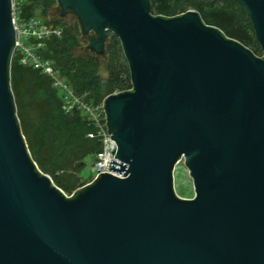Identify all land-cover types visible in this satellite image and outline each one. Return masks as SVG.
Wrapping results in <instances>:
<instances>
[{
	"label": "water",
	"instance_id": "1",
	"mask_svg": "<svg viewBox=\"0 0 264 264\" xmlns=\"http://www.w3.org/2000/svg\"><path fill=\"white\" fill-rule=\"evenodd\" d=\"M263 52L197 11L151 0H56L101 56L118 38L132 90L104 100L111 170L73 193L33 160L12 90L16 33L0 0V264H264V0H238ZM184 159L195 187L180 198Z\"/></svg>",
	"mask_w": 264,
	"mask_h": 264
},
{
	"label": "trees",
	"instance_id": "2",
	"mask_svg": "<svg viewBox=\"0 0 264 264\" xmlns=\"http://www.w3.org/2000/svg\"><path fill=\"white\" fill-rule=\"evenodd\" d=\"M151 3L154 15L168 18L180 16L190 10L197 11L206 24L219 28L228 38L241 42L257 56L263 52L251 20L238 0H151ZM55 5V0L35 2V5L27 7L26 12L31 15L34 7L38 6L47 16ZM46 22L61 27L58 21ZM81 47L82 40L79 39L77 31L72 27L65 28L61 38H52L47 42L42 55L53 63L71 88L80 95H87L89 102L102 103L115 92L131 89L129 64L117 37L111 35L106 61L94 53L81 54ZM102 69L107 76L101 73ZM21 71L28 73L29 82L27 92H22V98L21 92L12 88L17 109L19 106L23 109L27 102L42 107L39 117L33 121L34 137H28L32 158L45 168L43 145L53 146V164L50 169H46V173L50 174L54 183L72 193L78 184L71 182L67 171L75 167L82 171L86 166L85 160L90 156L95 158L100 151V142L88 137L94 129L83 114L78 112L68 115L63 111L61 95L53 88L49 78L23 66L18 56L13 59L11 72L12 82L18 85ZM17 94L20 99L16 97ZM19 111L18 109L20 120L22 113L20 111L19 114ZM61 171L63 175L58 176L57 173Z\"/></svg>",
	"mask_w": 264,
	"mask_h": 264
},
{
	"label": "built area",
	"instance_id": "3",
	"mask_svg": "<svg viewBox=\"0 0 264 264\" xmlns=\"http://www.w3.org/2000/svg\"><path fill=\"white\" fill-rule=\"evenodd\" d=\"M42 1L45 0H11L13 24L16 33L15 56H13V59L19 56L23 66L32 68L49 78L53 88L61 93L63 111L68 115L79 112L93 126L94 131L90 132L88 137L98 140L101 149L95 157L92 168L93 178L88 185L105 174L122 177V175L114 173L111 170L113 161L115 162L117 159L113 157L115 141L109 132L104 102L95 103L87 101V95H80L71 88L61 77L53 63L42 55V50L50 39L61 38L63 36V29L61 27H55L42 21L36 17L34 11L31 15L27 14V7L35 5V2ZM129 90H132V87ZM118 93L120 92H115L114 94ZM179 164H184V159ZM66 196L72 197L73 193L71 196L67 194Z\"/></svg>",
	"mask_w": 264,
	"mask_h": 264
},
{
	"label": "rangeland",
	"instance_id": "4",
	"mask_svg": "<svg viewBox=\"0 0 264 264\" xmlns=\"http://www.w3.org/2000/svg\"><path fill=\"white\" fill-rule=\"evenodd\" d=\"M34 12L36 14V17L40 18L42 21L46 22V21H58L61 24V27L63 29L65 28H73V30L77 31V35L79 37L80 40H82V47L80 48V53L81 54H91L93 53V51L90 48V40L91 38L94 36V33H88V34H83V29L82 26L79 23V20L77 18V16H75L74 14H66L63 15V9L61 6H59L57 3L54 6V8H52L48 15L46 16L43 12L42 9L38 6L34 7ZM111 40V35H110V39L109 42ZM100 58L103 61H106L108 59L107 56V50L101 54ZM101 73L104 76L106 75V72L104 69L101 70ZM28 73L21 71L20 73V84H16V82H12V88L19 90L21 92V98H22V92L26 93L27 92V86H28ZM61 95V93L59 94ZM17 98L20 99V95L17 94L16 96ZM20 105V103H19ZM18 109L21 111V116H20V120H21V127H22V132L23 135L25 137V140L27 142V144H29L28 141V137H34V129H33V121L39 117V114L42 112V107L39 106L36 103H30L27 102L24 106V108L20 109V106L18 107ZM18 109H17V115H18ZM19 111V114H20ZM30 146V144L28 145ZM43 149L45 150V158L44 161L46 163L45 168L40 166V162L37 161V165L39 167V169L46 175H49L48 173H46V169H50L51 164H53V158L55 156V149L53 146H49V145H43ZM30 150V148H29ZM31 152V151H30ZM95 158L93 156L88 157L85 160L86 166L83 168L82 171H79V169L77 167H75L74 169H69L67 171V173H69V177L71 178V182H75L78 184L77 188L74 189L72 191V193L82 189L83 187L87 186L89 184V182L92 180L93 178V163ZM58 176H62L63 172H58L57 173ZM51 177V176H50ZM52 178V177H51ZM174 178H175V190L177 195L182 198V199H193L195 197V187H194V182L193 179L190 176L189 170L187 168V166L185 164H178L175 172H174ZM53 180V179H52ZM54 182V180H53ZM58 188H60L65 194L71 196V192L65 191L64 189H62V187H60L59 185H57L56 183H54Z\"/></svg>",
	"mask_w": 264,
	"mask_h": 264
}]
</instances>
